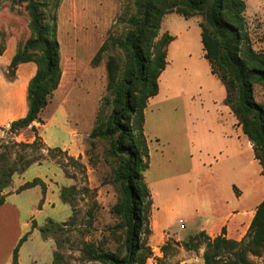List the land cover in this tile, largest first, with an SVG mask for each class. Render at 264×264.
Here are the masks:
<instances>
[{
    "label": "rangeland",
    "instance_id": "obj_1",
    "mask_svg": "<svg viewBox=\"0 0 264 264\" xmlns=\"http://www.w3.org/2000/svg\"><path fill=\"white\" fill-rule=\"evenodd\" d=\"M246 2L253 46L264 51V0ZM134 11V0H61L55 10V36L60 45L63 76L41 113V121L36 122L46 144L47 158L12 176L4 189V204L18 206L24 222L35 218L47 224L51 217L62 224L66 219L63 230L43 234L54 238V252L62 254L63 263L55 261L49 243L42 247L31 241V247H26L22 255L24 264H30L28 252L39 250L41 264L51 259V264H103L84 259L81 242L106 239L105 245L116 249L123 238L121 230L111 229L119 222L111 214V207L120 195L113 180V165L104 156L108 142L98 141L90 153L87 150L101 102L109 94L108 59L113 55L124 58V54L109 45L98 61L94 58L110 36L126 31V19ZM52 12L51 8L49 14ZM30 18L26 0H0V45L5 47L0 55V69L11 82L20 80L21 75L18 66L15 77L9 78L12 57L5 63L6 58L31 36ZM202 19L200 15L185 18L176 12L168 16L164 27L161 24L160 35L170 30L175 39L169 58L171 69L162 79L160 95L147 107L145 122L150 165L144 176L154 201L153 233L148 238L153 255L149 259L154 264H205L206 242L188 248L185 243L190 237L221 225L231 210L239 212L237 220H231V228L239 227L240 223L235 222L245 218L242 211H250L264 199V167L255 158L253 148L248 147V137L225 103L226 87L211 72L204 57L199 26ZM180 54L186 56L185 62L176 60ZM22 79L27 89L29 77ZM254 95L257 102L264 103V85L255 84ZM22 103H27L25 96ZM110 110L106 107L104 114ZM8 129L9 126L0 125V144H8L10 160L20 153L33 155L31 148L12 142L32 141L34 132L25 129L12 137ZM48 147H60L67 154L56 152V156H51ZM36 177L47 182V194L41 185L14 190ZM64 186L71 187L74 193L71 204L61 198ZM250 258L256 264H264V255Z\"/></svg>",
    "mask_w": 264,
    "mask_h": 264
},
{
    "label": "trees",
    "instance_id": "obj_2",
    "mask_svg": "<svg viewBox=\"0 0 264 264\" xmlns=\"http://www.w3.org/2000/svg\"><path fill=\"white\" fill-rule=\"evenodd\" d=\"M26 1L32 34L12 56L8 76L14 78L18 66L26 62H34L36 72L27 85V112L13 120L8 130L13 137L31 129L34 132L32 141L10 142L24 149L31 148L33 155L20 153L10 160L8 144H0V149L3 148L0 150V205L6 201L4 189L10 185L12 176L24 172L34 163L42 164L47 158L46 144L38 133L36 122L41 121V113L63 76L60 45L55 36V10L61 0ZM134 6L135 11L126 19V31L120 36H110L109 42L100 47L94 58L98 61L109 45L121 49L124 54V58L113 55L108 59L109 94L101 102L96 125L89 133L90 148L87 150L90 153L98 141L108 142L104 156L113 165V180L120 195L111 207V214L119 218L111 229L123 233L117 248L107 247L106 239L81 242L84 259L103 264H147L153 255L148 238L153 233L151 213L154 201L144 176L150 165L145 109L149 99L159 93V78L168 64L169 45L175 39L169 32L160 35L162 20L167 13L175 11L185 18L202 16L199 26L204 57L211 72L226 87L225 103L251 141L255 158L264 167V103L257 102L254 95L255 84L264 85V51L253 46L245 14L246 0H134ZM51 8L53 12L49 14ZM4 49L0 45V55ZM106 107L111 108L108 114H104ZM47 150L51 156H56V152L67 154L60 147H48ZM92 157L89 154L91 162ZM37 185L46 192V183L39 177L20 185L17 192ZM60 195L64 202H73L71 187L64 186ZM63 224L67 221L60 224L49 218L40 230L47 236L48 232L63 230ZM36 225L34 221L33 227ZM28 235L26 233L16 245L13 264H20L19 249ZM204 242L205 264H256L250 255H264V199L257 205L248 231L241 240L227 237L223 227L221 234L215 237L200 231L191 236L185 246L190 248ZM57 246L60 247L59 242ZM54 259L60 263L63 256L56 251Z\"/></svg>",
    "mask_w": 264,
    "mask_h": 264
},
{
    "label": "crops",
    "instance_id": "obj_3",
    "mask_svg": "<svg viewBox=\"0 0 264 264\" xmlns=\"http://www.w3.org/2000/svg\"><path fill=\"white\" fill-rule=\"evenodd\" d=\"M176 12H170L165 15L162 21V27H164L165 21L168 18L169 15L175 14ZM172 20V19H171ZM165 30H168L167 28ZM170 32V30H168ZM173 42L169 45V51H168V64L165 68V70L162 72L160 78H159V93L149 99L148 105L157 99V97L160 95L162 91V79L166 75V73L171 69L170 68V56L172 55V49H173ZM13 52L11 50V53L6 58L7 63L12 57ZM186 56L183 57V54H180L176 57V60H179L180 62H185ZM174 61V60H173ZM36 72V65L34 62H26L19 65V75H21V79L18 81L11 82L6 79L3 72L0 69V125L3 126H10V123L26 114L27 112V103L24 105L22 103V97L25 96L27 100V89L24 87V82L22 77H29L30 78L35 74ZM28 80V82H29ZM28 85V83H27ZM147 105V107H148ZM147 107L145 109L146 114V121H147ZM145 121V122H146ZM239 125V124H238ZM241 126V125H240ZM242 127V126H241ZM244 133V132H243ZM245 134V133H244ZM246 135V134H245ZM247 136V135H246ZM248 137V136H247ZM242 145V141L240 142ZM248 147H252V143L247 138L246 141ZM238 145V144H236ZM235 150V147H233V151ZM236 153L238 151L236 150ZM42 179V178H41ZM43 180V179H42ZM46 183L47 182L43 180ZM25 183V182H24ZM22 185V184H21ZM18 187L14 188L16 190ZM48 188H46V194H47ZM44 193V194H45ZM262 200V199H261ZM261 201L258 202V204ZM257 204V205H258ZM249 210H243L242 214L245 216V218L239 219V221L235 223H240L239 227H236L234 229L231 228L230 222L231 220L234 221L236 217L239 215V212L237 210H231L225 218H223V222L221 225H215L210 228V230H205L207 234H209L211 237H215L218 234H221L223 227L226 228V236L229 238H233L236 240H241L245 234L248 231V228L250 226V223L254 217L256 208ZM69 215L67 216V218ZM51 217H48V219ZM32 220L30 222H24L22 219L21 212L16 205H9V204H1L0 205V264H13V251L18 244L19 240L26 234L29 233L27 240L23 242L19 249V263L24 264L22 261V255L24 253V250L26 247L30 246L29 244L31 241L38 242L42 247H46L48 245L51 248V251L54 255L55 250V240L53 237H45L43 236L42 231L40 230L41 226H44L46 223L41 224L37 221L35 218H31ZM66 219L62 220L65 221ZM237 220V219H236ZM247 220V221H246ZM36 221V227H33V222ZM242 222V223H241ZM25 227V229H24ZM29 244V245H28ZM28 257L30 264H41L42 257L40 250L37 252H28ZM54 257V256H53ZM53 259L49 263L45 264H51ZM149 264H154L152 259H149Z\"/></svg>",
    "mask_w": 264,
    "mask_h": 264
}]
</instances>
